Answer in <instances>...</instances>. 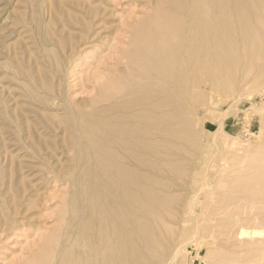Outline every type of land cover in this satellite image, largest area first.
<instances>
[{"label": "rangeland", "instance_id": "1", "mask_svg": "<svg viewBox=\"0 0 264 264\" xmlns=\"http://www.w3.org/2000/svg\"><path fill=\"white\" fill-rule=\"evenodd\" d=\"M173 1L0 0V264H118L114 255L124 258L121 264L262 263L264 236L243 241L235 236L241 228L264 233V0H253L248 14L254 25L231 24L226 72L210 70L188 83L171 79L161 92L160 85L145 81L146 66L167 56L169 66L187 76L188 64L179 57L199 25L197 9L217 7L212 0ZM223 1L235 20V6L245 0ZM168 17L178 22L160 24ZM214 85L217 89L209 91ZM163 93H174L163 102L170 114L163 154L149 134L133 149L114 143V152L108 139L123 140V125L129 123L124 115L136 110L135 101ZM170 128L178 132L171 135ZM103 156L121 179L123 218L108 200L106 171H97L94 157ZM96 188L102 193L98 221L108 226L97 231L93 226L85 241L81 229L94 216ZM125 194L132 196L130 206L124 205ZM114 219L125 228L118 242L110 226Z\"/></svg>", "mask_w": 264, "mask_h": 264}, {"label": "bare ground", "instance_id": "2", "mask_svg": "<svg viewBox=\"0 0 264 264\" xmlns=\"http://www.w3.org/2000/svg\"><path fill=\"white\" fill-rule=\"evenodd\" d=\"M174 1H176V0H174ZM173 1V2H174ZM179 2L178 3H181V1L182 0H178ZM192 1H194V0H192ZM215 1V3H217L216 5H217V7L215 6L214 8H213V5L211 6V5H209V8L206 6V8H201V6H199V8L198 7H196V9H197V14L196 15H198V17H199V20H198V24L199 25H194L195 23L193 22H191L194 26H195V28H193V30H192V32H193V34H194V36L192 37V38H190V39H188V41H187V46H185V48H184V51L182 50V48H181V50H182V52H183V55H180V59L182 58V62L183 63H185L186 65L188 64V68H186L187 70V76L185 75L184 77H183V70H182V73H180L181 72V68L179 69L177 66H175V67H173V69L174 68H176V69H172L170 66H169V64H168V57L167 56H162L161 58H160V61H159V59H158V61L156 60V61H151L153 64H154V66L152 67L151 65L149 66V65H147L146 67H147V70H146V74H145V81L148 83V84H152L151 86H153V85H155V84H158V86L160 87V88H162V90H161V92H163V90H164V87H166L167 85H168V82H169V80H171V79H173V81H172V84L173 83H177V84H180V83H182V82H191L192 80H195V78H198L197 76H199V74H202V75H204L205 73H209V72H218V73H223V72H226L227 71V69H228V67H227V64L228 63H230V62H228V59L225 57V54H226V50H227V48H226V44L228 43V34H230L229 32H230V26H231V24H253L254 25V23H252V21H251V18L249 17V10H252V9H254L252 6L255 4L254 2H253V0H245V1H243V2H241L240 4L238 3L236 6H235V12H236V14H235V16H236V18H235V20H234V16H233V14H232V8H229V6H228V8L223 4L224 3V1L223 0H212L211 1V4L213 3ZM226 1V0H225ZM203 2V1H202ZM230 2V1H229ZM172 3V2H171ZM170 3V4H171ZM177 3V2H176ZM209 3V2H208ZM182 4V3H181ZM180 4V5H181ZM193 4V3H192ZM191 4V5H192ZM169 5V4H168ZM171 5H173L174 6V4H171ZM204 5V4H203ZM256 5V4H255ZM173 6H171V7H173ZM261 6V5H260ZM263 6V5H262ZM193 7V6H192ZM252 7V8H251ZM264 7V6H263ZM168 8V7H167ZM174 8H179V7H173V9ZM176 9V10H177ZM180 9V8H179ZM186 9V8H185ZM192 9H194V8H192ZM168 10H171V9H169L168 8ZM264 10V9H263ZM177 12H178V10H177ZM176 12V13H177ZM180 12V11H179ZM188 12V11H187ZM162 13V12H161ZM192 13V12H191ZM264 13V12H263ZM172 14V13H171ZM179 14V13H178ZM184 14H186V13H184ZM195 14V13H194ZM253 14H255V13H253ZM191 15V14H190ZM180 16H182V15H180ZM185 17H187L186 15H184ZM182 18V17H181ZM189 18H190V16H189ZM197 18V17H196ZM191 19V18H190ZM184 20V19H183ZM187 21V20H186ZM191 21V20H190ZM235 21H236V23H235ZM148 22H149V20H148ZM156 22H158V20L156 21ZM178 22V19L177 18H175V17H168L165 21H163V20H161V23L160 24H176ZM182 24V23H181ZM187 24V23H186ZM192 24H190V27H192ZM203 25V28H202V30H200V28H201V26ZM210 24V25H209ZM255 24H260V20L257 18L256 20H255ZM157 25H158V23H157ZM156 26V25H155ZM155 26H154V28H155ZM163 26V25H162ZM161 26V27H162ZM183 26H186V25H184L183 24ZM209 26V27H208ZM142 27H143V25H142ZM165 27V26H164ZM189 28V27H188ZM187 28V29H188ZM255 28V27H254ZM158 29H159V27H158ZM163 29V28H162ZM170 29V28H169ZM150 30H152V29H150ZM172 30V29H171ZM174 30V29H173ZM258 30V29H257ZM155 31H156V28H155ZM169 31V30H168ZM151 32V31H150ZM158 33H159V30L157 31ZM164 32V31H163ZM189 32V31H188ZM253 32H255L254 30H253ZM258 32V31H257ZM156 33V32H155ZM158 33H156V36L155 37H157V34ZM160 33H161V31H160ZM164 33H166V32H164ZM251 33V32H250ZM259 33V32H258ZM231 35V34H230ZM255 35V33L253 34V36ZM166 36V35H165ZM187 36V35H186ZM153 37V36H152ZM163 37V36H162ZM166 37H168V36H166ZM165 37V38H166ZM188 37V36H187ZM232 37V36H231ZM238 37V36H237ZM256 37V36H255ZM164 38V37H163ZM154 39V38H153ZM230 39V38H229ZM255 39V38H254ZM142 40V39H141ZM148 40V39H147ZM231 40V39H230ZM237 40V39H236ZM256 40V39H255ZM254 40V41H255ZM150 41V40H149ZM158 41H160V40H158ZM162 41V40H161ZM160 41V42H161ZM164 41V40H163ZM166 41V40H165ZM238 41H239V39H238ZM258 41V40H257ZM184 42V41H183ZM249 42V41H248ZM262 42V41H261ZM147 43H148V41H147ZM254 43V42H253ZM259 43V42H258ZM264 43V42H263ZM158 44V43H157ZM167 44V43H166ZM171 43H169V45H170ZM178 44H179V42H178ZM184 44V43H183ZM155 45V44H154ZM233 45V44H232ZM238 45V44H237ZM173 46V45H172ZM245 46V45H244ZM263 46H264V44H263ZM136 47V46H135ZM176 47V46H175ZM241 47V46H240ZM170 48V47H169ZM171 49V48H170ZM144 50V49H143ZM154 50V49H153ZM232 50V49H231ZM264 50V49H263ZM165 51V50H164ZM171 51H172V49H171ZM179 51V50H178ZM230 51V50H229ZM258 51V50H257ZM262 51V50H261ZM153 52V51H152ZM168 52V51H167ZM147 53V52H146ZM257 53V52H256ZM262 53V52H261ZM156 54V53H155ZM161 54H162V52H161ZM165 54H166V52H165ZM171 54V53H170ZM145 55V54H144ZM147 55H149V54H147ZM177 55H178V53H177ZM176 55V56H177ZM228 55V54H227ZM155 57V56H154ZM157 58H158V56H156ZM242 57V56H241ZM175 58V57H174ZM146 59V58H145ZM144 59V60H145ZM123 60V59H122ZM178 60V58L176 59V61ZM240 60V59H239ZM180 61V60H179ZM181 62V61H180ZM179 62V64H180V66H182L181 65V63ZM141 63V62H140ZM139 63V64H140ZM146 63V62H145ZM176 63V65H177V62H175ZM139 64L137 65V66H139ZM149 64V63H148ZM146 65V64H145ZM185 65V66H186ZM261 65V64H260ZM141 66V65H140ZM231 67V66H230ZM139 68V67H138ZM143 68H144V66H143ZM120 69H122V68H120ZM126 69V68H125ZM137 69V68H136ZM141 69H142V67H141ZM117 70H119V69H117ZM145 70V69H144ZM144 70H141V71H143V72H145ZM211 70V71H210ZM139 71H140V69H139ZM238 71V70H237ZM236 71V72H237ZM173 72V73H172ZM184 72V73H185ZM174 73H175V75H174ZM185 73V74H186ZM142 75V74H141ZM229 75V74H228ZM114 76V75H113ZM188 76H190V77H188ZM144 77V76H143ZM227 77V76H226ZM245 78V77H244ZM141 79H142V77H141ZM120 80V79H119ZM144 80V79H143ZM144 82V81H143ZM171 82V81H170ZM187 82V83H188ZM139 83V82H138ZM133 84V83H132ZM142 84V83H141ZM167 84V85H166ZM171 84V85H172ZM135 85V84H134ZM166 85V86H165ZM170 85V84H169ZM189 86H190V84H188ZM139 86V85H138ZM142 86V85H141ZM158 86H157V88H158ZM181 86V85H180ZM185 86H186V84H185ZM144 88H145V86H143ZM148 87V86H147ZM184 87V86H183ZM182 87V88H183ZM213 87V86H212ZM210 88V89H208L209 91L210 90H213L214 88L215 89H217V85H214V87L213 88ZM46 88V87H45ZM130 88V87H129ZM133 88V87H132ZM135 88V87H134ZM153 88V87H152ZM151 88V89H152ZM174 88V87H173ZM187 88H188V86H187ZM131 89V88H130ZM142 89V88H141ZM147 89V88H146ZM149 89H150V87H149ZM154 89V88H153ZM167 89V88H166ZM172 89V88H171ZM189 89V88H188ZM103 90V89H102ZM157 90V89H156ZM159 90V89H158ZM174 90V89H173ZM180 90H182V89H180ZM123 90H121L120 91V93H123L122 92ZM187 91H190V90H187ZM192 91V90H191ZM133 92V91H132ZM174 93H175V90L173 91ZM126 93V92H125ZM171 93V92H170ZM173 93V94H174ZM192 93V92H191ZM133 94H135V93H133ZM141 94V93H140ZM143 94V93H142ZM158 94V93H157ZM173 94H171V95H173ZM178 94H180L179 93V91H177V95ZM188 94V93H187ZM195 94V93H194ZM209 94V93H208ZM116 95V94H115ZM115 95H113V96H115ZM132 95V94H131ZM149 95V94H148ZM164 95V93L162 94V95H159L160 97H156L155 95H153V100L152 101H149V98L147 99V97L145 98L146 100H144V102L143 103H141V102H138L139 100H136L135 101V103H134V108L136 107V110L135 111H132V112H130L129 114H125L124 115V118L126 119V118H129V123L128 122H126L124 125H123V122H121L122 123V125L123 126H125V127H127V130H125L124 131V133L122 132L121 134L123 135V137L124 138H122L123 140H121V138H120V140H119V138H117V136L115 137V136H112L110 139H108V140H110V144L112 145V146H110L111 147V149L114 151V149H115V147H113V146H115L114 145V143L116 144V145H118V146H120L119 148L120 149H123V150H126L125 149V146H131L132 147V149L133 148H135V147H138L137 146V144L140 142V140H142V139H144V137L147 135L148 136V134L149 135H151V136H153V137H150L151 139L153 138V140H151V141H154L155 142V144L157 143V146H156V148H155V150H157V152H158V155H162L163 154V151H164V137L166 136V131H167V127L168 126H166L165 127V124H166V121H167V118L170 116V114H169V112H166V110L165 109H167L166 108V104L164 103V105H163V102L164 101H166V100H168L169 101V98H171V95L170 96H163ZM166 95H168V94H166ZM191 95H193V93L191 94ZM46 96H48V95H46ZM106 97H107V95H105ZM119 96V95H118ZM105 97V98H106ZM133 97V96H132ZM135 97V96H134ZM133 97V98H134ZM174 97V96H173ZM177 97V96H176ZM179 97V96H178ZM42 98V97H41ZM124 98V97H123ZM179 98H182V96L181 97H179ZM193 98V97H192ZM50 99V98H49ZM56 99V98H55ZM116 99V98H115ZM125 99V98H124ZM154 99H156L155 101H154ZM177 99V98H176ZM197 99V98H196ZM185 100V99H184ZM183 100V101H184ZM194 100V99H193ZM98 101V100H97ZM143 101V100H142ZM167 101V102H168ZM172 101H173V99H172ZM182 101V102H183ZM190 101V100H189ZM39 102V101H38ZM41 102V101H40ZM42 102H43V100H42ZM94 102V101H93ZM110 102V101H109ZM118 102V101H117ZM116 102V103H117ZM124 102V101H123ZM176 102V101H175ZM48 103H50V101H48ZM99 103V102H98ZM111 103V102H110ZM114 103V102H113ZM121 103V102H120ZM128 103H130V101L128 102ZM132 103V104H133ZM169 103V102H168ZM47 104V103H46ZM96 104V103H95ZM125 105H127V102L126 103H124ZM51 105V104H50ZM104 105V104H103ZM102 105V106H103ZM122 105V104H121ZM178 105V104H177ZM100 106V105H99ZM115 106V105H114ZM122 106H124V105H122ZM92 107V106H91ZM96 107V106H95ZM104 107V106H103ZM109 107H110V105H109ZM117 107H119V106H117ZM121 107V106H120ZM130 107V106H129ZM60 108V107H59ZM97 108H99V107H97ZM133 108V109H134ZM100 109V108H99ZM110 109V108H109ZM123 109V108H122ZM125 109V108H124ZM47 110V109H46ZM95 110H96V108H95ZM118 110H120V109H118ZM172 110V109H171ZM192 110V109H191ZM190 110V111H191ZM61 111V110H60ZM112 111V110H111ZM114 111V110H113ZM126 111V110H125ZM186 111V110H185ZM74 112V111H73ZM66 113V112H65ZM68 113V112H67ZM75 113V112H74ZM107 113V112H106ZM146 113H148L149 114V116H148V114L146 115ZM172 113V112H171ZM96 114V113H95ZM99 114V113H98ZM100 114H101V112H100ZM110 114H112V113H110ZM63 115V114H62ZM69 115V114H68ZM88 115H91V114H89L88 113ZM97 115V114H96ZM102 115V114H101ZM105 115V114H104ZM103 115V116H104ZM121 115V114H120ZM119 115V116H120ZM172 115V114H171ZM191 115V114H190ZM98 116V115H97ZM114 116H118V115H114ZM186 116H188V115H186ZM78 117V116H77ZM91 117H92V115H91ZM174 117V116H173ZM81 118H85V117H80V119ZM102 118V117H101ZM100 118V119H101ZM112 118V117H111ZM116 118V117H115ZM135 118H137L138 119V121H139V124L138 123H133L134 121H132L133 119H135ZM172 118V117H171ZM196 118V117H195ZM86 119V118H85ZM85 119H82V120H84L83 122H85ZM88 119V118H87ZM90 119V118H89ZM97 119V118H96ZM103 119V118H102ZM123 120V119H122ZM77 121H78V118H77ZM87 121H89V120H87ZM98 121H101V120H98ZM103 121L105 122V120L103 119ZM109 121V120H108ZM111 121V120H110ZM120 121V120H119ZM118 121V122H119ZM125 121H127V120H125ZM116 122V121H115ZM117 122V123H118ZM168 122H169V120H168ZM63 123V122H62ZM74 123V122H73ZM76 123V122H75ZM74 123V124H75ZM92 123V122H91ZM107 123V122H106ZM105 123V124H106ZM64 124V123H63ZM89 123H87V125H88ZM112 124V123H111ZM115 124V123H114ZM169 125H170V122L168 123ZM167 124V125H168ZM53 125V124H52ZM78 125V124H77ZM94 124H92V126H93ZM51 126V125H50ZM66 126V125H65ZM70 126V125H69ZM95 126V125H94ZM143 126V128L141 129V127ZM82 127V126H81ZM89 127V126H88ZM101 127V126H100ZM63 128V127H62ZM77 127H75L74 128V132H77V131H75V129H76ZM91 128V127H90ZM93 128V127H92ZM154 128V129H153ZM59 129V128H58ZM65 129V128H64ZM104 129V128H103ZM144 129H145V131H144ZM77 130H78V128H77ZM63 131H65V130H62V132ZM67 131V130H66ZM81 131V130H80ZM105 131V130H104ZM114 131V130H113ZM49 132V131H48ZM178 131H177V129L175 130H172V128H170V130H169V133L171 134V135H175L176 133H177ZM79 133V132H78ZM88 133V132H87ZM93 133H94V131H93ZM119 132H117L116 131V133H114V134H118ZM175 133V134H174ZM224 134H225V136H228V137H230L227 133H225V132H223ZM64 134V133H63ZM67 134V133H66ZM73 133H71V135H72ZM77 134V133H76ZM88 135V134H87ZM95 135V134H94ZM106 135L108 136V135H110L109 134V132H107L106 133ZM74 136V135H73ZM88 136H90V135H88ZM96 136V135H95ZM102 136V135H101ZM69 137V136H68ZM78 137V136H77ZM257 138H259V136H256ZM255 137V138H256ZM76 138V137H75ZM109 138V137H108ZM115 138V139H114ZM181 138V137H180ZM232 138V137H231ZM69 139V138H68ZM84 139H86L85 137H83V140ZM101 139V138H100ZM67 140V139H66ZM65 140V141H66ZM107 140V139H106ZM168 140V139H167ZM63 141V140H62ZM80 141H82V139H80ZM170 141H172V140H170ZM84 142V141H83ZM89 142H91L90 140H89ZM97 142V141H96ZM109 142V141H108ZM148 142V141H147ZM67 143V142H66ZM76 143V142H75ZM85 143V142H84ZM136 143V144H135ZM176 144H177V142H175ZM81 144V143H80ZM134 144H135V146H134ZM151 144H153V143H151ZM70 145V144H69ZM68 145V146H69ZM72 145V144H71ZM75 145V144H74ZM60 146V145H59ZM170 146V145H169ZM64 147V146H63ZM85 148V147H84ZM98 148V147H97ZM101 148V147H100ZM106 148V147H105ZM95 149V148H94ZM110 149V150H111ZM138 149V148H137ZM169 149H171V147L169 148ZM75 150V149H74ZM100 150V149H99ZM103 150H105V149H103ZM111 150V151H112ZM154 150V151H155ZM93 151V150H92ZM134 152L136 151V150H133ZM132 151V152H133ZM86 152V151H85ZM115 152V151H114ZM118 152H119V150H118ZM131 152V153H132ZM140 152V151H139ZM139 152H137V154L139 153ZM148 152V151H147ZM172 152V151H171ZM77 153H78V151H77ZM82 153H84V152H82ZM88 153H91V152H88ZM107 153V152H106ZM110 153V152H109ZM143 153V152H142ZM154 153V152H153ZM86 154V153H85ZM136 154V153H135ZM147 154V153H146ZM150 154V153H149ZM149 154H148V156H149ZM134 155V154H133ZM152 155V154H151ZM172 155V154H171ZM83 156V155H82ZM98 156V155H97ZM123 156V155H122ZM93 157V156H92ZM120 157V156H119ZM127 157V156H126ZM125 157V158H126ZM138 157V156H137ZM151 157V156H150ZM158 157V156H157ZM114 158V157H113ZM124 158V157H123ZM168 158V157H167ZM72 159V158H71ZM94 159H97L98 161H97V164H96V166H97V171H101L103 174H105L104 173V171H106V176L108 177V179H107V182H108V185H109V187H108V189L110 190H108L109 192H107V197H109L108 198V200L110 199V202H111V205H112V207L114 208V210H115V212L113 211V213L114 214H117L116 215V217L118 218L119 216H120V213L118 214V208H119V206H120V198L122 197L121 195H120V193L118 194V189L121 187V185L120 184H122L121 183V179H119L115 174L114 175H112L113 174V172H112V170H111V168H116L115 166H112L111 165V163H109L107 160H105L104 159V156H103V158H100V157H98V158H95L94 157ZM142 159V158H141ZM149 159V158H148ZM161 159V158H160ZM131 160H132V158H131ZM130 160V161H131ZM146 160V159H145ZM156 160V159H155ZM162 160H163V157H162ZM168 160V159H167ZM166 160V161H167ZM124 161V160H123ZM126 161V160H125ZM157 161V160H156ZM155 161V162H156ZM172 161V160H171ZM83 162V161H82ZM118 162H121V161H118ZM147 162V161H146ZM95 163V162H94ZM125 162H123V164H124ZM148 163H149V161H148ZM114 164V163H113ZM119 164V163H118ZM131 164V163H130ZM130 164H129V162H128V164H126V165H128V166H130ZM134 164V163H133ZM75 165V164H74ZM87 165V164H86ZM161 165V164H160ZM120 166H122V163L121 164H119V167ZM132 166V165H131ZM130 166V167H131ZM136 166V165H135ZM76 167V166H75ZM94 167V166H93ZM73 168V167H72ZM81 168V167H80ZM84 168V167H83ZM91 168V167H90ZM162 168H163V166H162ZM65 169V168H64ZM85 169H86V166H85ZM148 169V168H147ZM165 169V168H164ZM92 170V169H91ZM144 170H146V169H143V171ZM94 171V170H93ZM140 171V170H139ZM166 171V170H165ZM121 172V171H120ZM122 172H124V171H122ZM91 173H93V172H91ZM91 173H90V175H91ZM144 173V172H143ZM149 174V173H148ZM79 175V174H78ZM89 175V176H90ZM101 175V174H100ZM128 175H129V173H128ZM76 176V175H75ZM74 176V177H75ZM83 176V175H82ZM93 176V174L91 175V177ZM99 176V175H98ZM130 177V176H129ZM88 178V177H87ZM86 178V179H87ZM103 178V177H102ZM76 179V178H75ZM83 179V178H82ZM94 179H97V178H94ZM62 180V179H61ZM79 180V179H78ZM125 180V179H124ZM81 181V179L79 180V182ZM83 181V180H82ZM84 181H85V179H84ZM88 181H90V179L88 180ZM127 181V180H126ZM143 181V180H142ZM105 182V181H104ZM123 182V181H122ZM137 182V181H136ZM70 183V182H69ZM89 183V182H88ZM98 183H100V182H98ZM140 183H141V181H140ZM76 184H77V182H76ZM90 184H91V182H90ZM93 184H95V183H93ZM105 184H107V183H105ZM123 184H125V183H123ZM127 184V183H126ZM128 184H130V183H128ZM127 184V185H128ZM137 184V183H136ZM145 184V183H144ZM144 184H142V185H144ZM79 185V184H78ZM78 185H77V187H78ZM87 185V184H86ZM92 185V184H91ZM91 185L88 187V188H90L91 187ZM99 185V184H98ZM113 185V186H112ZM131 185V184H130ZM71 186V185H70ZM85 186V185H84ZM115 186V188H113ZM126 186V185H125ZM131 186H133V184L131 185ZM98 188H99V186H97ZM79 188H81V187H79ZM78 188V189H79ZM86 188V187H85ZM98 188H96V194H95V197H92L93 199H92V201H91V204H92V207H91V205H90V207H91V212H94V216L92 215V213L90 214V215H92V216H90V217H92V219H91V221L88 223V226H83V228L81 229L82 230V232L81 233H84V236L83 237H85L84 238V240L86 241V240H89L88 239V237L89 236H91L90 234L91 233H89L90 231V229L94 226V229L96 230H101V228H103V227H101V225L102 224H106V223H103L102 222V224L98 221V219H100V214L99 213H102V210H100L99 209V204H101V203H99V199H100V197H101V195H102V193H101V191L99 192L98 190ZM106 188V187H105ZM92 189H94V187L92 188ZM104 189V188H103ZM120 189H122V188H120ZM119 189V190H120ZM130 189V188H129ZM136 189H138V188H136ZM81 190V189H80ZM85 190V189H84ZM89 190V192H90V190L91 189H88ZM86 191V190H85ZM92 191V190H91ZM93 192V191H92ZM93 192V193H94ZM102 192H103V190H102ZM131 192V191H130ZM133 192V191H132ZM140 192V191H139ZM73 193H74V190H73ZM78 193V192H77ZM87 193V192H86ZM100 193H101V195H100ZM123 193H125V192H123ZM128 193V192H127ZM81 194V193H80ZM92 194V193H91ZM129 194V193H128ZM133 194V193H132ZM78 195V194H77ZM89 194H87V196H88ZM103 195H104V193H103ZM127 194H125V196H126ZM135 195V194H134ZM74 196V195H73ZM91 196V195H90ZM90 196H89V198H90ZM72 197V196H71ZM81 197V196H80ZM106 197V198H107ZM132 196H129V195H127V197H126V204H124V205H126V206H130L131 205V203H132V201H133V199L131 198ZM79 198V197H78ZM81 198H79V200H80ZM125 199V198H124ZM148 199V198H147ZM106 202H107V200H106ZM77 203V202H76ZM82 203V202H81ZM83 203H85V199H84V202ZM90 204V203H89ZM89 204L87 205V206H89ZM134 204V203H133ZM71 205H72V203H71ZM76 205H78V203L76 204ZM81 205V204H80ZM83 205V204H82ZM102 205V204H101ZM108 206H110V204L108 205ZM122 206H123V204H122ZM125 206V207H126ZM135 206V205H134ZM133 206V207H134ZM71 207V206H70ZM104 207V206H103ZM102 207V208H103ZM73 208V207H72ZM72 208H68V209H71L72 210ZM81 208H82V206H81ZM84 208H85V206H84ZM87 208V207H86ZM110 208V207H109ZM68 209H67V211H68ZM74 209V208H73ZM105 209V208H104ZM123 209V208H122ZM70 210V211H71ZM82 210V209H81ZM87 210V209H86ZM106 210V209H105ZM121 210V209H120ZM119 210V211H120ZM78 211H80V209L78 210ZM83 211V210H82ZM88 211V210H87ZM97 211H101V212H97ZM126 211H128V209L126 210ZM69 212V211H68ZM85 212V211H84ZM90 212V211H89ZM106 212V211H105ZM107 212H108V210H107ZM124 212V211H123ZM62 213V212H61ZM67 213V212H66ZM74 214H75V212H73ZM125 213V212H124ZM127 213V212H126ZM70 214V213H69ZM84 214H86V213H84ZM89 214V213H88ZM87 214V215H88ZM105 214V213H104ZM108 214H109V212H108ZM107 214V215H108ZM132 214V213H131ZM66 215V214H65ZM82 215V214H81ZM106 215V214H105ZM106 215V216H107ZM109 215H111V214H109ZM127 215V214H126ZM130 215V214H129ZM135 215V214H134ZM133 215V217H135ZM79 216V215H78ZM143 216V215H142ZM73 217H74V215H73ZM83 217H86V216H84L83 215ZM83 217H81V218H83ZM89 217V216H88ZM111 217V216H110ZM120 217H122L123 218V216H120ZM68 218H70L69 216H68ZM80 218V217H79ZM109 218V217H108ZM116 218V219H117ZM121 218V220H123ZM129 218V217H128ZM85 219V218H84ZM89 219V218H88ZM88 219H86V220H88ZM125 220H126V218H124ZM158 219V218H157ZM83 220V219H82ZM81 220V221H82ZM106 220H107V218L105 219V222H106ZM115 220V219H114ZM69 221V220H68ZM96 221H98V224H96ZM131 221V220H130ZM154 221V220H153ZM92 222V223H91ZM108 222V221H107ZM114 222H116V220L114 221ZM114 222H112V224L110 225V226H112V232L114 233V236H115V238H113V239H115V241L117 240V242H118V240H121V238L120 237H117V236H119L118 235V233L120 232V228H122V231L124 232V230H123V228H124V226H122V224H120L119 222L116 224H113ZM123 222V221H122ZM126 222V221H125ZM91 223V224H90ZM127 223H129V222H127ZM76 226V225H75ZM80 226V225H79ZM106 226H108L107 224H106ZM140 227V226H139ZM65 228H67V227H65ZM75 228V227H74ZM73 228V229H74ZM107 228V227H106ZM110 228V227H109ZM133 228V227H132ZM68 229V228H67ZM72 229V230H73ZM125 229V228H124ZM92 230V229H91ZM96 230V231H97ZM104 230H105V227H104ZM129 230V229H128ZM67 232V231H66ZM65 232V233H66ZM100 232V231H99ZM132 232V231H131ZM71 233V232H70ZM76 233V232H75ZM93 233V232H92ZM101 233H102V231H101ZM101 233H98V237L97 238H99V236H101L102 234ZM112 233V234H113ZM117 233V234H116ZM122 233V232H121ZM120 233V234H121ZM144 233H145V231H144ZM89 234V235H88ZM94 234V233H93ZM108 234V233H107ZM135 234V233H134ZM75 235V234H74ZM126 235H128V233H126ZM77 236V235H76ZM80 236V235H79ZM95 236V235H94ZM103 236V235H102ZM101 236V237H102ZM123 236V235H122ZM125 236V235H124ZM123 236V237H124ZM133 236V235H132ZM131 236V237H132ZM262 236H264V233L262 232V231H255V230H250V231H248V229H245V228H241V229H239L238 230V232L236 233V236H235V238H236V240H240V241H243V239L244 238H249V239H255V238H261ZM134 237V236H133ZM68 238V237H67ZM75 238V237H74ZM78 238V237H77ZM87 238V239H86ZM90 238V237H89ZM128 238V237H127ZM127 238L125 239V241L127 240ZM138 238V237H137ZM105 239V238H104ZM104 239L103 240H101V241H104ZM134 239H136V238H134ZM139 239V238H138ZM57 240V239H56ZM61 240V239H60ZM59 240V241H60ZM79 240V239H78ZM97 240V239H96ZM95 240V241H96ZM141 240V239H140ZM58 241V242H59ZM112 241V240H111ZM138 241V240H137ZM94 242V241H93ZM120 242V241H119ZM133 242V241H132ZM136 242V241H135ZM142 242V241H141ZM55 243V242H54ZM69 243V242H68ZM92 243V242H91ZM113 243V242H112ZM125 243H127V242H125ZM129 243V242H128ZM128 243H127V245H128ZM75 244H77V243H75ZM74 244V245H75ZM124 244V243H123ZM132 244V243H131ZM135 244H137V243H135ZM62 245V244H61ZM49 246V245H48ZM77 246V245H76ZM87 246H88V244H87ZM86 246V247H87ZM100 246V245H99ZM98 246V247H99ZM112 246V245H111ZM119 246H121V245H119ZM255 246V245H254ZM92 247V246H91ZM109 247V246H108ZM114 245H113V250H114V252H115V249H114ZM129 247V246H128ZM137 247H139L138 245H137ZM56 248V247H55ZM88 248V247H87ZM57 249H59V248H57ZM76 249V248H75ZM96 249H98L97 248V246H96ZM101 249V248H100ZM109 249V248H108ZM256 249V248H255ZM74 250V249H73ZM104 250H105V248H104ZM125 250V249H124ZM58 251V250H57ZM56 251V252H57ZM74 251H76V250H74ZM84 251H86V248H85V250ZM89 251H91V249L89 250ZM93 251V250H92ZM95 251V250H94ZM107 251V250H106ZM134 251V250H133ZM62 252V251H61ZM97 251H95V253H96ZM103 252V251H102ZM93 253V252H92ZM136 253H138V252H136ZM257 253V252H256ZM90 254V253H89ZM109 254H111L112 256H113V254L114 253H109ZM130 254V253H129ZM143 254V253H142ZM62 255V254H61ZM74 255H75V252H74ZM91 255V254H90ZM98 255V254H97ZM96 255V256H97ZM123 255V254H122ZM127 255V254H126ZM60 256V255H59ZM83 256V255H82ZM89 256V255H88ZM105 256V255H104ZM112 256L110 257V258H112ZM114 256H116V261L118 260V264H121V263H119V260L120 259H124V258H118L117 257V255H114ZM119 256V255H118ZM100 257V256H99ZM121 257H123V256H121ZM66 258V257H65ZM114 258V257H113ZM127 258V257H126ZM51 259V258H50ZM57 259H59V258H57ZM81 259H83V258H81ZM66 260V259H65ZM84 260V259H83ZM98 260V259H97ZM114 260H115V258H114ZM130 260V259H129ZM84 261H86V260H84ZM83 261V262H84ZM57 262V261H56ZM75 262V261H74ZM78 262V261H77ZM81 262V261H80ZM88 262V261H87ZM99 262H102V261H98V263ZM123 262V261H122ZM86 263V262H85ZM93 263V262H92ZM97 263V264H98ZM113 263H115V262H113ZM126 263H128V262H126ZM53 264V263H52ZM65 264H67V263H65ZM109 264H110V262H109ZM116 264V263H115ZM261 264H264V255L262 256V263Z\"/></svg>", "mask_w": 264, "mask_h": 264}]
</instances>
